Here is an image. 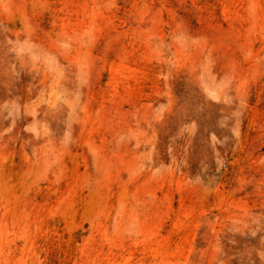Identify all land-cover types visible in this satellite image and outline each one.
<instances>
[{"label": "rangeland", "instance_id": "374dc122", "mask_svg": "<svg viewBox=\"0 0 264 264\" xmlns=\"http://www.w3.org/2000/svg\"><path fill=\"white\" fill-rule=\"evenodd\" d=\"M0 264H264V0H0Z\"/></svg>", "mask_w": 264, "mask_h": 264}]
</instances>
